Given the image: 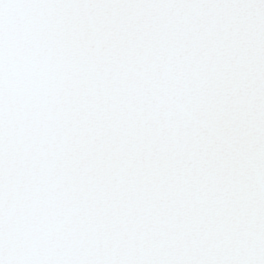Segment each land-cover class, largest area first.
Instances as JSON below:
<instances>
[{
  "label": "snow or ice",
  "instance_id": "1",
  "mask_svg": "<svg viewBox=\"0 0 264 264\" xmlns=\"http://www.w3.org/2000/svg\"><path fill=\"white\" fill-rule=\"evenodd\" d=\"M0 264H264V0H0Z\"/></svg>",
  "mask_w": 264,
  "mask_h": 264
}]
</instances>
